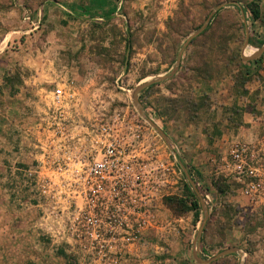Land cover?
Segmentation results:
<instances>
[{"label":"rangeland","instance_id":"1","mask_svg":"<svg viewBox=\"0 0 264 264\" xmlns=\"http://www.w3.org/2000/svg\"><path fill=\"white\" fill-rule=\"evenodd\" d=\"M252 2L0 0V37L16 27L29 32L13 34L0 55V264H199L196 250L203 261L237 251L211 264H264V55L257 65L240 61L264 47V0L260 21L234 8ZM220 5L175 76L139 95L162 138L133 94L170 75ZM115 117L156 190L157 225L145 240L120 243L117 263L118 252L105 257L95 251L102 242L85 239L73 193V172L98 155ZM237 145L262 171L255 195L233 173ZM184 168L208 210L199 246L205 214L186 210L189 186L195 190Z\"/></svg>","mask_w":264,"mask_h":264},{"label":"built area","instance_id":"2","mask_svg":"<svg viewBox=\"0 0 264 264\" xmlns=\"http://www.w3.org/2000/svg\"><path fill=\"white\" fill-rule=\"evenodd\" d=\"M122 124L115 117L111 128L103 130L98 155L73 172L74 208L80 213V223L86 226L84 237L102 242L95 251L103 252L105 257L118 252L113 254L117 258L115 263L121 259V252H125L123 247H118L120 243L145 240L157 226L156 190L144 183L138 170L139 163L134 161L138 148L120 137ZM64 133V126L57 125L54 137L61 138ZM230 158L233 173L239 179L249 181L247 193L257 194L262 186V171L249 159L246 148L235 146L230 151Z\"/></svg>","mask_w":264,"mask_h":264},{"label":"water","instance_id":"3","mask_svg":"<svg viewBox=\"0 0 264 264\" xmlns=\"http://www.w3.org/2000/svg\"><path fill=\"white\" fill-rule=\"evenodd\" d=\"M223 8H224V5H220V6H218V7H217V8H216V9L210 14V16L208 17V19H207V21L205 22V24H204V25H203V26H202V27H201V28H200V29H199V30H198V31H197V32H196V33H195L190 39H188V41L186 42V44H185L183 50H182L181 53L179 54V58H178V60H177V63H176V65H175V68L173 69V71L170 73L169 76L161 77V78H158V79L155 80V81H152V82L146 83V84H144V85H141V86H139V87L135 90V92H134V94H133V102H134V105H135V107H136V109H137L139 115H140L142 118H144L145 120H147V122L151 125V127H152L153 129H155V130L158 132V134H159L160 136H162V138H166L165 133H164L163 131H161V130H160V129H159L154 123H152L151 121H148V119H147V117H146V115H145V112H144V110H143V107H142V105H141L140 102H139V95H140L141 92H143L144 90H147L148 88L152 87L153 85H155V84H159V83H162V82H165V81H167V80H169L170 78H172V77L175 76V74L178 72L179 67H180V64H181V58H182V55H183V51H184V49H185L188 45H190V44L192 43V41H193L195 38L199 37L203 32H205V30H206L207 27L210 25V23H211V21L213 20V18L215 17V15H216L220 10H222ZM248 45H249V42H248V38H247L246 45H245V47L243 48V52L245 51V49L247 48ZM263 55H264V47L261 48L257 54H255L254 56H252V57H250V58H246V57L244 56V54H243V55H242V59H243L245 62H251V61H256L257 59H259V58H260L261 56H263ZM184 170H185L186 176H187V178H188V180H189L191 186H192L193 189L195 190V194H196V196H197V198H198V200H199V202H200V204H201L202 210H203V212H204V214H205V220H204V223H203V225H202V227H201V229H200V231H199V233H198L197 245L199 246L200 243H201V238H202V234H203V231H204L205 225H206V223H207V221H208V218H209V216H208V210H207V208H206V205H205L204 200L202 199V197H201L199 191H198L197 188H196L195 183L193 182V180H192L191 177L189 176V173H188L187 169L184 168ZM236 252H237L236 250H228V251H225V252L220 253L218 256H216V257L213 258L212 260H209V261H203L201 258L198 257V253H199V252H198V250H196V252H195V259H196L197 263H199V264H211V263H213V262H215V261H217V260H219V259H221V258H223V257L229 256V255H233V254H235Z\"/></svg>","mask_w":264,"mask_h":264},{"label":"trees","instance_id":"4","mask_svg":"<svg viewBox=\"0 0 264 264\" xmlns=\"http://www.w3.org/2000/svg\"><path fill=\"white\" fill-rule=\"evenodd\" d=\"M260 2L261 0H256V2H252L250 3L249 5H247L246 8H241V7H234L237 12L240 14V15H243L245 16L246 19L249 18V15H251L252 19L254 21H260L262 19V12H261V7H260ZM222 11V10H221ZM220 12H218L219 14ZM217 14V15H218ZM212 29V24L210 23V25L207 27V29L205 30V32H203L200 37H203L205 36L206 34H208L210 32V30ZM262 60V57H260L259 59H257L256 61L254 62H250L248 64H259ZM242 63H244L242 60H240ZM246 64V63H244ZM154 86H152L151 88H153ZM150 89V88H149ZM148 89V90H149ZM195 105V104H194ZM179 162L182 166L186 167V165L184 164V161L182 158L179 159ZM189 175L192 177V174L191 172L189 171ZM197 185V184H196ZM189 186V185H188ZM198 191L200 192V188L198 186H196ZM189 189H190V196L192 197L193 199V202L191 204V206H187L186 207V210L188 211H192V210H198L201 208V205H200V202L195 194V192L191 189V187L189 186ZM215 189L217 190V192H219L220 194H225L226 191L225 189L223 188H220L218 185H215Z\"/></svg>","mask_w":264,"mask_h":264},{"label":"crops","instance_id":"5","mask_svg":"<svg viewBox=\"0 0 264 264\" xmlns=\"http://www.w3.org/2000/svg\"><path fill=\"white\" fill-rule=\"evenodd\" d=\"M11 13H15L16 15H19V13H18V11L16 9H11ZM0 15H2V13H0ZM3 34L4 35H2L0 37V55H1L2 52L3 53L7 52V50H9L11 48L10 41H11V37L13 36V34L19 35L21 37H25V35L29 34V32L22 31L20 28L16 27V30L15 29H13V30L12 29H7V31L3 32ZM243 62H245V61L243 60ZM251 62H254V61H251ZM245 63L248 64L250 62H245ZM203 87L206 88V86H203ZM13 253H15V252H13ZM3 254H4V252H0V256H2ZM22 255H24V253ZM35 259L36 258L33 259L34 262H35ZM10 264H12V263L10 262Z\"/></svg>","mask_w":264,"mask_h":264}]
</instances>
